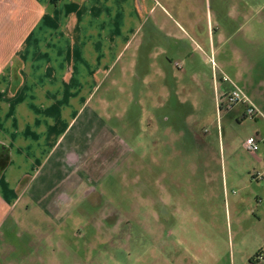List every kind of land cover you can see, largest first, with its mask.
<instances>
[{"label": "crops", "instance_id": "crops-1", "mask_svg": "<svg viewBox=\"0 0 264 264\" xmlns=\"http://www.w3.org/2000/svg\"><path fill=\"white\" fill-rule=\"evenodd\" d=\"M151 2L0 0V37L4 38H0V261L10 255L25 264L61 263L83 231V223L78 222L82 219L102 237L113 238L111 253L122 256L124 264L220 263L219 256L205 252L203 246L190 242L189 251L180 247L179 240L165 239L167 234L180 235L174 225L168 233L163 228L162 215L169 213L163 208L167 187L160 190L159 211L151 213L155 227L138 234L122 229L133 219V202L126 200L131 205L126 210H103L100 205L104 181L114 180L115 175L119 182L121 174L126 177L122 166L130 164L134 151L110 117L101 114L113 102L100 100L97 109L93 93L105 84L128 41L147 25ZM170 4L171 24L155 22L151 31H169L176 48L178 40L183 44L173 49L174 54L185 56L190 54L186 39L201 46L214 34L209 19L206 29L200 26L205 6L206 16H212L209 0H170ZM256 23L264 27V17ZM19 37L25 38L22 47L14 44ZM151 38L153 34L148 35ZM139 43L145 44V34ZM241 53L247 72L242 71V77L240 71L235 82L226 81L221 97L238 86L262 112L253 123L264 155V46L254 43L248 54ZM238 63L239 56L236 67ZM245 110L246 105L236 104L227 111L243 118ZM254 158L257 163L264 161ZM144 202L152 205L155 200ZM254 212L250 227L239 222L229 231L236 245H244L240 256L244 261L264 264V257L255 259L264 252V201Z\"/></svg>", "mask_w": 264, "mask_h": 264}, {"label": "rangeland", "instance_id": "rangeland-1", "mask_svg": "<svg viewBox=\"0 0 264 264\" xmlns=\"http://www.w3.org/2000/svg\"><path fill=\"white\" fill-rule=\"evenodd\" d=\"M150 6L147 25L128 41L105 84L93 93L95 108H101L100 100L113 102L101 114L110 117L111 125L120 129L123 142L134 151L130 164L122 166L127 176L121 174L120 182L116 175L114 180L104 181L100 205L103 210H126L127 203L133 202V219L122 229L138 234L155 227L151 213L159 211L160 190L167 187L163 208L169 213L162 215L163 228L168 233L174 225L180 235L167 234L165 239L179 240L185 250L190 249V242L203 246L205 252L219 256V264H250L240 257L244 245H236L229 230L239 222L250 227L255 208L264 201V161L257 163L244 147L249 136L255 137L258 126L253 119L228 114L219 102L228 83L224 74L235 82L240 71L241 76L242 71L247 72L240 51L248 54L254 43L264 46V27L256 23L264 17V0H209L212 16H206L205 6L200 26L206 29L209 19L214 34L201 46L186 39L190 54L185 56L174 54L175 39L168 36L169 31H151L155 22L171 24L170 0H152ZM246 19L249 24L241 28ZM144 34L141 46L138 41ZM149 34H153L151 40ZM16 39L14 44L22 47L25 38ZM179 45L183 44L178 40L177 48ZM256 156L264 158L262 150ZM147 198L155 202H144ZM78 220L83 231L75 239V247L56 264H124L122 256L111 253L115 249L112 237H102L91 224ZM132 240L136 252L138 237ZM0 264L25 263L4 255Z\"/></svg>", "mask_w": 264, "mask_h": 264}, {"label": "built area", "instance_id": "built-area-1", "mask_svg": "<svg viewBox=\"0 0 264 264\" xmlns=\"http://www.w3.org/2000/svg\"><path fill=\"white\" fill-rule=\"evenodd\" d=\"M224 81H229V78L224 75L223 77ZM222 100L219 102L222 109H231L236 104H242L246 105L245 113L243 114V118H249V119H256L259 115H261V111L254 107V105L251 103L250 99L248 98V95L241 89H239L238 86H233V88L226 94V97H221ZM259 141L256 137L250 136L246 139L244 143V147L249 152L253 153V155H256L257 151L259 150ZM260 176V174H258ZM264 257V252H260L255 256L256 260H261Z\"/></svg>", "mask_w": 264, "mask_h": 264}]
</instances>
